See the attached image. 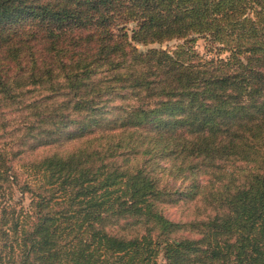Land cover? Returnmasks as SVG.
Wrapping results in <instances>:
<instances>
[{"label":"trees","instance_id":"16d2710c","mask_svg":"<svg viewBox=\"0 0 264 264\" xmlns=\"http://www.w3.org/2000/svg\"><path fill=\"white\" fill-rule=\"evenodd\" d=\"M0 264H264V0H0Z\"/></svg>","mask_w":264,"mask_h":264},{"label":"rangeland","instance_id":"374dc122","mask_svg":"<svg viewBox=\"0 0 264 264\" xmlns=\"http://www.w3.org/2000/svg\"><path fill=\"white\" fill-rule=\"evenodd\" d=\"M174 43V41H169L167 42V44H163L162 47H166V46H170ZM196 49L199 51V52H202L203 49H202V41L201 40H197L196 42ZM18 172H20L22 178H27L29 181L30 180H33L34 178L37 177V175L33 172V171H29V170H25L24 168H17Z\"/></svg>","mask_w":264,"mask_h":264}]
</instances>
